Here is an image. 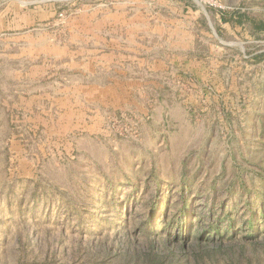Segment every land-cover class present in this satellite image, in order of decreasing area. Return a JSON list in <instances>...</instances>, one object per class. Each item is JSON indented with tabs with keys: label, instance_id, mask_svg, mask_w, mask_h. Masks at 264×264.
<instances>
[{
	"label": "rangeland",
	"instance_id": "rangeland-1",
	"mask_svg": "<svg viewBox=\"0 0 264 264\" xmlns=\"http://www.w3.org/2000/svg\"><path fill=\"white\" fill-rule=\"evenodd\" d=\"M0 264H264V0H0Z\"/></svg>",
	"mask_w": 264,
	"mask_h": 264
},
{
	"label": "crops",
	"instance_id": "crops-1",
	"mask_svg": "<svg viewBox=\"0 0 264 264\" xmlns=\"http://www.w3.org/2000/svg\"><path fill=\"white\" fill-rule=\"evenodd\" d=\"M220 16H221V20L222 19H225V20H227V19H230V17H229V13H227V12H225V11H220ZM226 14H228V15H226Z\"/></svg>",
	"mask_w": 264,
	"mask_h": 264
}]
</instances>
